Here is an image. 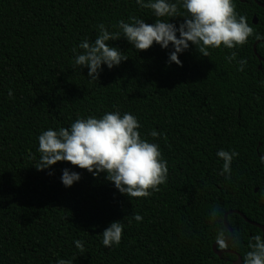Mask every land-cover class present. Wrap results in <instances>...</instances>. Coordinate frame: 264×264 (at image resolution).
<instances>
[{"label":"trees","instance_id":"16d2710c","mask_svg":"<svg viewBox=\"0 0 264 264\" xmlns=\"http://www.w3.org/2000/svg\"><path fill=\"white\" fill-rule=\"evenodd\" d=\"M234 3L253 28L245 44L205 57L189 43L177 66L166 63L171 45L135 50L121 36L107 43L128 59L101 65L95 82L86 67H72L73 48L85 37L93 41L99 23L113 32L131 17L152 24L151 10L134 0H0V264H233L237 256L243 264L251 238L264 233L238 214L225 221L239 245L221 256L212 250L215 229L228 231L229 211L264 226V9L253 0ZM241 58L246 64L237 71ZM115 110L133 114L140 136L159 145L168 168L159 191L126 197L104 173L93 177L64 161L35 168L43 130ZM153 130L162 135L149 136ZM220 149L238 153L227 178L217 174ZM63 168L79 181L64 187ZM212 208L219 210L215 226ZM117 220L121 240L105 248L100 233Z\"/></svg>","mask_w":264,"mask_h":264},{"label":"clouds","instance_id":"9594fccd","mask_svg":"<svg viewBox=\"0 0 264 264\" xmlns=\"http://www.w3.org/2000/svg\"><path fill=\"white\" fill-rule=\"evenodd\" d=\"M134 3L139 8L151 10L152 16L156 18L154 23L146 24L140 18L131 17L130 22L119 20L116 24L118 31L115 32L99 23L95 26L97 35L93 41L85 37L73 48L72 67L76 70L86 67L89 81H97L101 65L112 69L128 59L118 48L107 43L121 36L135 50H146L154 42L161 49L171 45L166 63L177 66L181 65L178 55L189 48V43L202 56L208 57L209 49L221 46L233 49L245 44L253 36V28L246 18L236 13L234 0H134ZM178 6L183 9V13L178 11ZM165 17L166 20L160 19ZM173 17H183V22L174 25L169 22V18ZM235 57L236 53L231 52L225 60L232 62ZM245 64L243 58L237 61V71H242ZM260 83L264 86V81ZM8 95L11 98V90ZM139 127L133 114H121L115 110L105 112L99 118L77 117L68 128L43 130L37 136L39 161L35 168L47 170L56 162H68L86 170L93 177L104 173L105 179L126 197L147 198L159 191V185L165 184L168 168L159 145L142 138ZM158 135L162 134L154 130L149 132L153 138ZM237 155L234 150H218L216 156L222 160V167L217 174L227 178ZM260 163L264 165V156L260 157ZM79 179L78 172L69 168L61 170L60 182L64 187H70ZM208 215L210 224H218L217 208H212ZM132 219L140 222L143 218L134 213ZM123 228L119 220L110 222L100 233L101 244L105 248L118 245ZM213 239L220 250L239 245V238L231 233L229 239V232L221 227L215 229ZM251 241L243 264H264V239L256 235ZM73 244L78 250H83L81 240H74ZM57 264L72 262L59 259Z\"/></svg>","mask_w":264,"mask_h":264},{"label":"water","instance_id":"95a60500","mask_svg":"<svg viewBox=\"0 0 264 264\" xmlns=\"http://www.w3.org/2000/svg\"><path fill=\"white\" fill-rule=\"evenodd\" d=\"M239 2H241V3H244L245 2V0H238ZM254 2H255V4L257 5V6H259L260 8H263L264 9V3H259V2H257L256 0H253ZM252 23L253 24H256V18L255 17H253L252 18ZM263 43H264V41H263ZM255 45L256 44H254V46H253V52H254V54L256 55V52H255ZM258 58V61H259V66H258V68L260 69V65H261V63H262V59L260 58V57H257ZM263 125H264V111H263ZM255 191H256V189H255ZM229 213H235V214H238L241 218H243L248 224H250V225H252V226H255V227H257V228H259L263 233H264V226L263 225H259V224H256V223H254V222H251V221H249V220H247L241 213H239L238 211H236V210H232V211H229V212H227L226 214H224V216H223V224H224V226H225V228L228 230V232H229V239H231V233H232V230L230 229V227L226 224V221H225V217H226V215L227 214H229ZM233 234V233H232ZM212 250H213V252L217 255V256H221L222 254H225V253H231V251L230 250H228V249H224V250H216V245L215 244H213V246H212ZM233 264H240V262H239V257L237 256V259L233 262Z\"/></svg>","mask_w":264,"mask_h":264}]
</instances>
